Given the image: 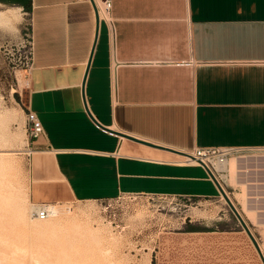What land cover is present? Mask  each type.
I'll return each instance as SVG.
<instances>
[{"label": "crops", "instance_id": "obj_1", "mask_svg": "<svg viewBox=\"0 0 264 264\" xmlns=\"http://www.w3.org/2000/svg\"><path fill=\"white\" fill-rule=\"evenodd\" d=\"M1 1L33 20L20 104L45 129L35 203L183 192L194 180L182 155L104 128L182 152L264 147V0H113L99 25L87 0Z\"/></svg>", "mask_w": 264, "mask_h": 264}, {"label": "rangeland", "instance_id": "obj_2", "mask_svg": "<svg viewBox=\"0 0 264 264\" xmlns=\"http://www.w3.org/2000/svg\"><path fill=\"white\" fill-rule=\"evenodd\" d=\"M10 7L17 20L0 22V193L12 192L15 199L11 205L0 199V264H263L216 185L194 164L188 166L194 180L183 182V192L74 199L52 203V209L67 210L65 216L31 219L39 144L20 103L28 90L32 17L0 0V11ZM239 193L231 196L264 248V227L252 226L249 218L256 222V215L248 212L245 188ZM22 209L26 217H18Z\"/></svg>", "mask_w": 264, "mask_h": 264}, {"label": "built area", "instance_id": "obj_3", "mask_svg": "<svg viewBox=\"0 0 264 264\" xmlns=\"http://www.w3.org/2000/svg\"><path fill=\"white\" fill-rule=\"evenodd\" d=\"M87 1L95 3L100 21L111 20L113 0H100L101 4L97 0ZM33 53L32 20L30 49L27 57L29 70L32 68ZM26 116L29 121L30 137L36 143L45 136V129L35 112L28 110ZM183 153L182 156L185 159L182 161L183 165H191L192 162L198 164L206 171L214 184L211 175L216 179L226 193L228 191L233 195L238 190L243 193L244 187L248 202L255 210L256 223L263 224L259 220H264V147H195L192 151ZM233 179L236 184H233ZM52 205L49 202L33 203L34 216L38 220L51 218L53 216Z\"/></svg>", "mask_w": 264, "mask_h": 264}, {"label": "water", "instance_id": "obj_4", "mask_svg": "<svg viewBox=\"0 0 264 264\" xmlns=\"http://www.w3.org/2000/svg\"><path fill=\"white\" fill-rule=\"evenodd\" d=\"M93 5H94V8H95V13H96V16H97V22H98V25H99L100 24L99 12H98V9H97L95 3H93ZM87 74H88V71L86 73V77H85L84 84H83V96H84V99H85V91L84 90H85V82H86ZM85 108H86L87 112L89 113L90 117L93 119V121L96 124H98L99 126H101L99 124V122L91 114L87 103H85ZM104 129L107 130V131H109V132H111V133L118 134V135H120V136H122L124 138H127L129 140H132L134 142H137V143H140V144H143V145L152 147V148H156V149H161V150L173 152V153H176V154H179V155H184V153L182 151H179V150L174 149V148H171V147H166L164 145L156 144V143H153L151 141H147V140H144V139H141L139 137H135L133 135H129V134H126V133L113 131V130H110V129H107V128H104ZM211 177L213 178V180H214L216 186L218 187L221 195L224 197V199L226 200L227 204L229 205L231 211L233 212V214L235 215V217L239 221L242 229L247 233V235L249 236V238L253 242V244H254L256 250L258 251V253H259V255H260V257H261V259L263 261V264H264V253H263V250L261 248V245H260L259 241L257 240L255 234L253 233V231L251 230L250 226L248 225V223L246 222V220L244 219V217L242 216V214L239 212V210L237 209V207L235 206V204L233 203V201L231 200V198L227 195V193L225 192V190L221 187V185L216 181V179L212 175H211Z\"/></svg>", "mask_w": 264, "mask_h": 264}, {"label": "bare ground", "instance_id": "obj_5", "mask_svg": "<svg viewBox=\"0 0 264 264\" xmlns=\"http://www.w3.org/2000/svg\"><path fill=\"white\" fill-rule=\"evenodd\" d=\"M98 1V3L99 4H101V2H100V0H97ZM17 9L16 8H13V7H10V9L9 10H7V11H0V22L1 23H3V24H10V26H11V24L14 22V20H17L16 19V17H17ZM19 19V18H18ZM17 23V22H16ZM14 26V25H13ZM1 152V151H0ZM3 152V151H2ZM6 152V151H5ZM9 154V153H8ZM182 161H185V159H184V157L183 156H181V159H180V161H177V162H175V163H177V164H183L182 163ZM192 164H194V165H197V166H199L198 164H196V163H194V162H192L191 163V165ZM185 165V164H184ZM213 182V181H212ZM233 184H236L235 183V180L233 179ZM215 185V184H214ZM5 187H6V185H5ZM8 187V186H7ZM9 188V187H8ZM244 188V187H243ZM5 189H7V188H5ZM216 189L219 191V189L216 187ZM0 190H1V188H0ZM9 190V189H8ZM246 191V190H245ZM221 194V193H220ZM227 194L229 195V197L231 198V200L233 201V203L235 204V201H234V199H233V197L231 196V194L227 191ZM245 194H246V192H245ZM28 195H29V193H28ZM222 198L224 199V197L222 196ZM0 199H1V201L2 202H4L5 204H8V205H11L12 204V202L14 201V194L12 193V192H5V193H0ZM244 199H245V201L248 203V212H251V213H253L254 215H256V213H255V210L250 206V203L248 202V196L247 195H245L244 196ZM225 200V199H224ZM226 201V200H225ZM31 206V205H30ZM235 206H236V204H235ZM237 209H238V207H237ZM239 210V209H238ZM30 211V210H29ZM52 211H53V216H61V215H64V214H66V213H68V211L67 210H58V209H52ZM70 212V211H69ZM239 212L242 214V216L244 217V219L246 220V218H245V214L241 211V210H239ZM28 215H30V213L28 214ZM201 215V214H200ZM65 216V215H64ZM18 217H26V211L25 210H20L19 212H18ZM31 217V216H30ZM31 219L33 220V221H36V220H38L34 215L31 217ZM50 219L51 218H49V219H46V220H43V221H50ZM255 219H256V217H255ZM40 221H42V220H40ZM60 222V221H59ZM62 222V221H61ZM246 222H247V220H246ZM63 223V222H62ZM248 223V222H247ZM31 226V225H30ZM96 231V230H95ZM87 232H88V230H87ZM92 232V231H91ZM89 233V232H88ZM98 234H99V232H98ZM261 248H262V250H263V252H264V248H263V245H261ZM102 252V251H101ZM108 250H106L105 251V253H106V255L105 256H107V254L110 252H108ZM102 255H104V254H102ZM150 255H148V257H149ZM150 258V257H149ZM4 259V258H3ZM1 261H3L2 259H0ZM150 262V261H149ZM20 264H21V262H20Z\"/></svg>", "mask_w": 264, "mask_h": 264}, {"label": "trees", "instance_id": "obj_6", "mask_svg": "<svg viewBox=\"0 0 264 264\" xmlns=\"http://www.w3.org/2000/svg\"><path fill=\"white\" fill-rule=\"evenodd\" d=\"M191 231H203V230H199V229H192Z\"/></svg>", "mask_w": 264, "mask_h": 264}]
</instances>
